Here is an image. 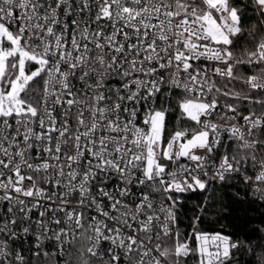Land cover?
Wrapping results in <instances>:
<instances>
[{"label": "snow or ice", "instance_id": "obj_1", "mask_svg": "<svg viewBox=\"0 0 264 264\" xmlns=\"http://www.w3.org/2000/svg\"><path fill=\"white\" fill-rule=\"evenodd\" d=\"M233 181L264 201V0H0V264H239L184 203Z\"/></svg>", "mask_w": 264, "mask_h": 264}, {"label": "trees", "instance_id": "obj_2", "mask_svg": "<svg viewBox=\"0 0 264 264\" xmlns=\"http://www.w3.org/2000/svg\"><path fill=\"white\" fill-rule=\"evenodd\" d=\"M248 16L251 20L246 19V24L250 27L257 20L251 7ZM240 88V85L236 86L237 90ZM174 123L173 119L169 131ZM185 196H191V199L184 202L189 217L196 205L206 204L207 211L200 227L209 232L221 231L225 235H232L233 239L241 240L244 247L236 257L239 264H256V258L262 251L257 245H264V239L260 238L264 233L257 230L264 229V201L253 195L250 186L238 181H233L230 185L212 183L204 193L198 191ZM206 197L210 199L206 200ZM188 222L184 219L181 227ZM249 247L252 251L248 250ZM42 264H45L43 260Z\"/></svg>", "mask_w": 264, "mask_h": 264}, {"label": "built area", "instance_id": "obj_3", "mask_svg": "<svg viewBox=\"0 0 264 264\" xmlns=\"http://www.w3.org/2000/svg\"><path fill=\"white\" fill-rule=\"evenodd\" d=\"M29 239H31V238H29ZM20 243H23V242H17V244H14L13 247H17ZM25 246H27V245L25 244ZM45 247H46V250L49 252L55 251V249L52 247H48L47 245ZM41 260H43V257L41 258Z\"/></svg>", "mask_w": 264, "mask_h": 264}]
</instances>
